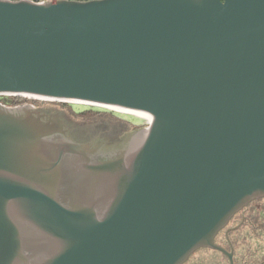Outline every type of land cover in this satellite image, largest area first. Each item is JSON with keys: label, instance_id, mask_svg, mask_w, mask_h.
<instances>
[{"label": "water", "instance_id": "95a60500", "mask_svg": "<svg viewBox=\"0 0 264 264\" xmlns=\"http://www.w3.org/2000/svg\"><path fill=\"white\" fill-rule=\"evenodd\" d=\"M0 95L151 117L0 104V264H184L264 198V0H0Z\"/></svg>", "mask_w": 264, "mask_h": 264}, {"label": "flooded vegetation", "instance_id": "af4514ba", "mask_svg": "<svg viewBox=\"0 0 264 264\" xmlns=\"http://www.w3.org/2000/svg\"><path fill=\"white\" fill-rule=\"evenodd\" d=\"M12 102L10 106L0 104L10 108L31 106L34 110L43 111L50 115L54 113L64 114L68 123L81 125L71 122L64 111L58 108L53 109L54 107L52 108L48 104L38 106L26 103L12 106ZM108 144L112 145L111 138H108ZM262 200L264 198L250 203L230 220L228 225L217 235L215 239L216 248L199 249L184 264H264V240L258 239V231H256L255 225L259 215L263 213ZM251 237H254L255 242L252 243L248 240Z\"/></svg>", "mask_w": 264, "mask_h": 264}, {"label": "rangeland", "instance_id": "374dc122", "mask_svg": "<svg viewBox=\"0 0 264 264\" xmlns=\"http://www.w3.org/2000/svg\"><path fill=\"white\" fill-rule=\"evenodd\" d=\"M42 103H49L50 101H44V100H40V99H35V98H30ZM13 101V96H9V95H0V103L5 104L10 106L11 102ZM68 106L72 108L73 111L77 112V113H82L85 111H94V112H100L101 114V118L94 124H87L85 126H87L86 128H74V136L76 139L78 140H82V139H88L87 138V133H88V129H90L91 127H96L98 125L102 126V125H106L109 126L111 128V130H109L107 132L108 135H113V131H115V137L117 139H115V143L120 144L124 138L131 134L132 132H134L135 128L139 129L144 128L146 129L148 127V120L144 119V118H138L134 115H130V114H121L120 112H116V111H112L109 109H104V108H100V107H94V106H89V105H85V104H78V103H66ZM52 106V105H50ZM54 107V108H53ZM53 109H56L58 107L53 106ZM60 112V111H59ZM110 113V115H113V119H111L110 117H108L107 115L103 114V113ZM66 114V113H65ZM62 115V114H61ZM62 117L64 119H67L66 116L63 114ZM99 118V117H98ZM70 120V119H69ZM71 121V120H70ZM66 122H68V120H66ZM117 122H124L127 125L121 124V123H117ZM91 126V127H90ZM129 126V127H128ZM107 131V130H106ZM120 142V143H118ZM264 204V200L261 201V206ZM250 242H255L254 237H251L248 239ZM257 243V242H256Z\"/></svg>", "mask_w": 264, "mask_h": 264}, {"label": "trees", "instance_id": "16d2710c", "mask_svg": "<svg viewBox=\"0 0 264 264\" xmlns=\"http://www.w3.org/2000/svg\"><path fill=\"white\" fill-rule=\"evenodd\" d=\"M10 1H13V2H18V1H23V0H10ZM29 1H33V2H36V3H41V2H45V1H75V2H88V1H92V0H29ZM224 1V0H222ZM34 104V105H42V104H48V105H52L53 106H56L58 107V109L64 111L68 118L71 120V122H74L75 124L79 123L81 124L82 126H85L87 124H94L96 123L101 117V114L100 112H94V111H85V112H82V113H77L75 111L72 110V108L70 107H67L68 105L66 103H60V102H49V103H42V102H39V101H36V100H33V99H30V98H27V97H13V102H12V106H18V105H23V104ZM105 115H107L108 117H110L111 119H113V115L110 113H103ZM99 117V118H98ZM114 120V119H113ZM117 123H121V124H124V125H127L125 124L124 122H117ZM129 127V126H128ZM98 128H100L99 130L100 131H106V130H111V128L109 126H106V125H102V126H99ZM141 129H144V128H135L134 132L136 131H139ZM113 135H110V138H111V142L112 144H115V139H117L115 137V131H113ZM117 144V143H116ZM263 207V213L259 215V219L256 220V231H258V236H259V240L263 241L264 240V206H261V208ZM254 224V223H253Z\"/></svg>", "mask_w": 264, "mask_h": 264}, {"label": "bare ground", "instance_id": "6f19581e", "mask_svg": "<svg viewBox=\"0 0 264 264\" xmlns=\"http://www.w3.org/2000/svg\"><path fill=\"white\" fill-rule=\"evenodd\" d=\"M116 112H120L121 114L123 113H125V114H130V115H134V116H136V117H138V118H144V119H147V120H150L151 119V117H149L148 115H146L145 113H141V112H132V111H127V110H118V111H116ZM144 135H146V132H145V134Z\"/></svg>", "mask_w": 264, "mask_h": 264}, {"label": "built area", "instance_id": "2783aa9c", "mask_svg": "<svg viewBox=\"0 0 264 264\" xmlns=\"http://www.w3.org/2000/svg\"><path fill=\"white\" fill-rule=\"evenodd\" d=\"M45 2H48V1H45ZM41 3H43V2H41ZM151 122V119L150 120H148V124Z\"/></svg>", "mask_w": 264, "mask_h": 264}]
</instances>
